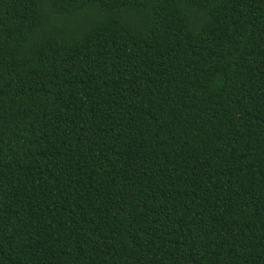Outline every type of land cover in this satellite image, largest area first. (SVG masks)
<instances>
[{
	"label": "trees",
	"instance_id": "16d2710c",
	"mask_svg": "<svg viewBox=\"0 0 264 264\" xmlns=\"http://www.w3.org/2000/svg\"><path fill=\"white\" fill-rule=\"evenodd\" d=\"M0 264H264V0H0Z\"/></svg>",
	"mask_w": 264,
	"mask_h": 264
}]
</instances>
